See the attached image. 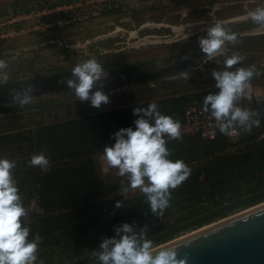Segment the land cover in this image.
<instances>
[{
	"label": "rangeland",
	"instance_id": "rangeland-1",
	"mask_svg": "<svg viewBox=\"0 0 264 264\" xmlns=\"http://www.w3.org/2000/svg\"><path fill=\"white\" fill-rule=\"evenodd\" d=\"M257 5H264V0H0V59L8 62V83L0 85V136L215 89L211 71L223 66L225 56L202 63L205 54L199 46V37L207 35L214 20H228L239 33V42L227 45V55L239 53L245 60L238 66L255 64L264 72V27L253 24L247 15ZM91 57L103 63L107 74L103 91L110 99L99 108L76 99L64 83L78 62ZM185 71L189 79L181 75ZM251 83L257 92H264V75ZM28 84H34L37 92L33 102L21 108L12 103L11 92ZM193 101L196 98L186 104ZM182 132L193 134L187 127ZM3 140L0 156L17 159L16 172L24 157L9 150ZM117 171L109 167L108 173H100L103 181L118 186L116 196L141 192L125 193ZM91 262L85 251L66 264Z\"/></svg>",
	"mask_w": 264,
	"mask_h": 264
},
{
	"label": "trees",
	"instance_id": "trees-1",
	"mask_svg": "<svg viewBox=\"0 0 264 264\" xmlns=\"http://www.w3.org/2000/svg\"><path fill=\"white\" fill-rule=\"evenodd\" d=\"M217 91L206 89L155 101L162 114L174 115L183 125L187 101L196 98L203 104L206 95ZM151 102L74 116L0 136L1 141H8L9 150L24 157L14 175L25 205L29 207L34 201L38 208L29 210V223L32 234L38 232L43 237L39 258L45 264H66L98 248L103 238L115 235V228L125 222L137 228L146 226L148 238L158 245L182 231L264 201V140H250L259 130L241 134L233 141L222 133L213 140H203L183 132L182 140L169 141L171 159H183L192 173L173 191L171 207L162 218L150 211L142 192L126 200L116 196L118 186L103 181L96 157L106 145L115 143V132L135 129L139 115L133 109ZM235 144L243 145L227 149ZM45 149L51 167L42 171L28 166L31 156ZM117 201H124V205L116 208Z\"/></svg>",
	"mask_w": 264,
	"mask_h": 264
},
{
	"label": "clouds",
	"instance_id": "clouds-1",
	"mask_svg": "<svg viewBox=\"0 0 264 264\" xmlns=\"http://www.w3.org/2000/svg\"><path fill=\"white\" fill-rule=\"evenodd\" d=\"M247 15L253 24L264 27V5H257ZM206 32V36L199 37L200 49L205 54L202 63L218 55L225 58L220 69L211 71L218 91L206 95L203 111L210 114L224 135L231 137L238 130L250 133L254 126H260L261 113L242 106L241 102L253 99L251 81L264 72L255 64L238 66L245 60L239 53L227 55V45L239 42V33L228 20H214ZM7 68L8 62L0 59V85L3 86L8 83ZM187 73L181 74L183 78L189 79ZM106 76L103 63L91 57L78 62L64 83L74 91L76 99L83 103L90 101L91 106L99 108L110 99L103 91ZM36 92L34 84L14 89L12 103L21 108L30 105ZM133 112L139 115L135 129L127 127L115 132L112 137L115 143L104 147L103 156L107 165L117 169V175L123 178L120 184L124 192L139 189L150 211L162 218L171 207L173 191L192 173L183 159H171L167 146L169 141L183 139L182 122L174 115L162 114L156 101L147 107H135ZM17 166V159L0 156V264H45L39 258L43 237L38 232L32 234L30 211L14 175ZM28 166L47 171L51 167L47 149L33 154ZM123 205L124 201H117L115 207ZM148 231L146 226L137 228L125 222L115 228V235L103 238L98 248L89 251V259L93 264H188L187 255L180 257L179 245L157 247L148 238Z\"/></svg>",
	"mask_w": 264,
	"mask_h": 264
},
{
	"label": "water",
	"instance_id": "water-1",
	"mask_svg": "<svg viewBox=\"0 0 264 264\" xmlns=\"http://www.w3.org/2000/svg\"><path fill=\"white\" fill-rule=\"evenodd\" d=\"M253 206L156 246L179 245L188 264H264V201Z\"/></svg>",
	"mask_w": 264,
	"mask_h": 264
},
{
	"label": "built area",
	"instance_id": "built-area-1",
	"mask_svg": "<svg viewBox=\"0 0 264 264\" xmlns=\"http://www.w3.org/2000/svg\"><path fill=\"white\" fill-rule=\"evenodd\" d=\"M251 92L253 99L248 101L247 99L241 102L242 106L251 108L253 110L259 111L261 116V124L259 127H253L252 130H259L255 136V141L264 140V92H257L255 87L251 83ZM182 127H187L189 130L196 134L200 139L203 140H213L217 138L221 133L216 126L215 120L210 118L209 113L203 111V104L198 101H193L185 106L184 108V123ZM251 130V131H252ZM248 133L238 130L233 136H227L230 140H237L241 134ZM97 162L99 170L102 174L109 172V166L107 165L103 152H100L97 157ZM29 210H38L34 201L30 202Z\"/></svg>",
	"mask_w": 264,
	"mask_h": 264
},
{
	"label": "bare ground",
	"instance_id": "bare-ground-1",
	"mask_svg": "<svg viewBox=\"0 0 264 264\" xmlns=\"http://www.w3.org/2000/svg\"><path fill=\"white\" fill-rule=\"evenodd\" d=\"M251 208H254V206L253 207H250L249 209H251ZM246 210H248V208L246 209ZM242 212V211H241ZM240 213V212H239ZM236 214H238V213H236ZM234 215V214H233ZM204 227H206V226H203V227H201V228H204Z\"/></svg>",
	"mask_w": 264,
	"mask_h": 264
}]
</instances>
